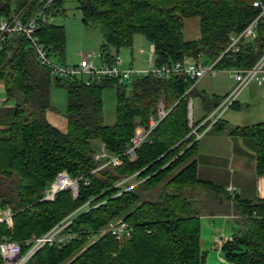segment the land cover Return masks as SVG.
I'll return each instance as SVG.
<instances>
[{"label":"trees","instance_id":"trees-1","mask_svg":"<svg viewBox=\"0 0 264 264\" xmlns=\"http://www.w3.org/2000/svg\"><path fill=\"white\" fill-rule=\"evenodd\" d=\"M254 1L259 0L75 2L83 23L99 26L104 62H113L120 49L132 46L135 34L142 33L154 45L156 66L209 60L217 68H249L264 53L263 19L254 38L240 43L237 51H224L231 35L259 14ZM43 2L0 0V19L14 14L27 18ZM64 4L57 0L54 6L64 10ZM192 16L199 17V35L187 39L184 20ZM34 34L53 56L64 59L63 24L42 23ZM0 78L6 101L14 103L0 109V208L10 207L14 213L9 222H0V241L40 236L70 219L64 230L80 234L62 246H41L25 264H207L201 217L230 213L237 225L221 246L224 258L236 264H264V198L229 194L197 173L198 140L191 133L189 100L195 126L205 116L194 118V98L201 94L211 112L224 97L208 98L196 85L190 88L192 80L183 72L167 78L147 74L123 84L107 77L57 76L38 61L23 34L0 53ZM55 85L67 91L66 131L46 117L53 108ZM110 86L116 89L114 124L103 121V91ZM160 99L170 110L131 158L126 153L129 141L137 125H148ZM223 131L257 140L256 169L264 174V121L229 125L220 118L208 130ZM103 144L106 155L99 156ZM113 156L122 162H111ZM63 169L79 178L77 196L63 189L54 200L43 199ZM126 178L136 180L134 185L119 184ZM118 218L133 226L130 236L100 233Z\"/></svg>","mask_w":264,"mask_h":264},{"label":"built area","instance_id":"built-area-1","mask_svg":"<svg viewBox=\"0 0 264 264\" xmlns=\"http://www.w3.org/2000/svg\"><path fill=\"white\" fill-rule=\"evenodd\" d=\"M57 0H44L42 6L34 12L31 16L24 18L19 14H14L10 19H0V53L4 50L14 39L23 34L29 41V44L34 48L38 61L48 68L52 74L72 78L76 75H83L87 78H111L117 83L123 84L130 82L134 77L154 74L158 77L167 78L173 72H183L192 80L190 86L193 87L207 72L215 68V62L205 64L202 60L191 61H177L174 64L165 63L161 66H156L154 58L151 54L149 64L147 67L139 68L132 64L125 66L119 54L115 55L114 61L107 63L101 60V54H97L100 62H96L91 55L83 56L78 64L68 65L63 61L57 60L53 56L49 48L40 41L39 37L34 34L35 30L42 23H47L55 20V13L63 11L61 7L54 6ZM254 6L260 8L259 14L254 17L249 24L240 32L232 34L230 43L225 49L226 51H237L240 43L244 40L254 38L256 28L259 20H264V0L254 1ZM232 85L227 95L221 100L217 107L209 112L199 124L193 125V111L192 98L189 100V119L192 126L191 133L195 140L208 132L211 125L222 118L224 111L232 106L238 99L243 89L251 82L262 84L264 82V53L259 57L255 64L249 68L230 67ZM169 108L166 106L165 100L160 99L155 113H153L148 120V125H137L134 134L132 135L126 149V153L131 158L136 157L138 147L148 139L152 130L161 122V120L168 114ZM102 152L99 156L106 155L104 151V144L102 145ZM115 164H120L122 161L119 156H113L110 159ZM78 177L71 176L65 169L60 170L55 178L50 182L49 186L44 191L43 199L54 200L56 194L63 189H70L74 196L78 193ZM124 179L119 184L127 181ZM131 186V185H130ZM127 186L126 188H129ZM228 190L234 193L235 187L229 186ZM13 211L10 207L0 208V222H9ZM71 221L66 220L54 226L47 233L37 236L25 238L23 240H16L4 237L0 241V254L3 257L4 264H25L29 258L43 245L50 244L55 246H62L71 240L79 238L78 232L65 231V226ZM133 226L125 219L118 218L111 221L106 227L100 230V233L110 232L119 237L130 236ZM216 242L222 246L225 240L221 236L215 237ZM231 239V238H230ZM26 250L23 251V247Z\"/></svg>","mask_w":264,"mask_h":264},{"label":"crops","instance_id":"crops-1","mask_svg":"<svg viewBox=\"0 0 264 264\" xmlns=\"http://www.w3.org/2000/svg\"><path fill=\"white\" fill-rule=\"evenodd\" d=\"M141 52H144V50L141 49ZM98 53H100V50ZM151 54L152 56L154 54L153 44H151L150 56ZM133 63L135 62L132 61L131 63L134 66ZM143 66L142 64L140 68H144ZM214 73H225L230 75V79L232 78L229 68L215 67L207 72L196 85L203 84L205 78L211 77ZM211 79H208L209 82ZM201 89V92L205 93L208 98L214 96L223 98L229 92L228 87L224 89L213 88L210 84L202 85ZM241 96L244 97L242 100H240ZM197 99V104L194 103V118L200 119L209 113L206 112L208 105L201 94L197 96ZM231 110L233 112H230ZM46 117L50 123L62 131L67 130V117L63 118L51 109L47 110ZM222 118L229 125H246L264 121V82L262 84L251 82L247 85L240 93L235 104L224 111ZM256 163L257 140L252 136L229 134L227 131L219 133L206 132L198 140V176L203 180L223 186L229 194H237L247 199L264 198V174L257 173ZM229 186L236 188L234 193L228 190ZM204 244L206 245L207 241ZM212 247L217 249L221 245L213 240ZM223 259V261L230 262L225 258Z\"/></svg>","mask_w":264,"mask_h":264},{"label":"rangeland","instance_id":"rangeland-1","mask_svg":"<svg viewBox=\"0 0 264 264\" xmlns=\"http://www.w3.org/2000/svg\"><path fill=\"white\" fill-rule=\"evenodd\" d=\"M76 0H65V9L55 17L57 23L63 24L67 33L64 59L57 56V60L63 61L68 65L78 64L83 56L91 55L96 62H100L97 54L101 49L102 35L98 25H85L82 21V12L76 6ZM184 35L187 39L196 38L199 35V17L192 16L184 20ZM151 41L142 33H136L134 41L130 47H122L118 54L121 56L124 65L129 66L132 61L135 67L148 66L150 57ZM141 49L144 52H141ZM204 60V59H203ZM208 63L211 64L208 60ZM141 64V65H140ZM140 65V66H137ZM213 78V79H211ZM208 79H211L209 82ZM210 84L213 88L224 89L231 88L232 80L230 75L225 73H214L211 77H206L203 84L196 85L198 91H202L201 86ZM51 109L61 117H66L67 111V91L62 86H53L51 91ZM7 91L5 82L0 78V109L13 105V101H6ZM244 97L241 96L240 100ZM103 121L106 124H114L116 121V89L114 86L107 87L103 91ZM197 96L194 103L197 104ZM193 103V101H192ZM253 109V107H252ZM250 109V111H252ZM207 112V110H206ZM230 112H233L232 110ZM134 179H128L127 182L133 186ZM129 186V185H128ZM232 213L216 214L214 216H202L201 220V238L203 248L207 251V264H236L234 262L223 261L224 256L221 247L215 249L212 247L216 236H221L225 240L232 237L236 221L231 217ZM95 237V236H94ZM207 241L205 245L204 242Z\"/></svg>","mask_w":264,"mask_h":264},{"label":"water","instance_id":"water-1","mask_svg":"<svg viewBox=\"0 0 264 264\" xmlns=\"http://www.w3.org/2000/svg\"><path fill=\"white\" fill-rule=\"evenodd\" d=\"M77 196V195H76ZM221 201H222V199H221Z\"/></svg>","mask_w":264,"mask_h":264}]
</instances>
